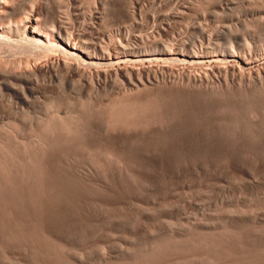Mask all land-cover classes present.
I'll return each mask as SVG.
<instances>
[{
	"label": "rangeland",
	"instance_id": "374dc122",
	"mask_svg": "<svg viewBox=\"0 0 264 264\" xmlns=\"http://www.w3.org/2000/svg\"><path fill=\"white\" fill-rule=\"evenodd\" d=\"M13 1L51 40L59 25L111 52L243 49L253 79L228 59L160 61L136 86L77 75L10 31L0 69L40 70L29 106L0 94V264H264V0Z\"/></svg>",
	"mask_w": 264,
	"mask_h": 264
},
{
	"label": "bare ground",
	"instance_id": "6f19581e",
	"mask_svg": "<svg viewBox=\"0 0 264 264\" xmlns=\"http://www.w3.org/2000/svg\"><path fill=\"white\" fill-rule=\"evenodd\" d=\"M10 1H13V0H0V46L3 47V44L4 45L5 44L8 45L9 43H11V41H12V39L10 38L11 36L9 37L10 31H11V33H12V31H15L17 33L21 32L20 34H22V35L20 36V40L14 42L15 45H18V46H15V47H18L19 51H26V52L29 51L30 53H32V52L34 53L36 50H41V49H44V48H46L47 50L53 49V50L57 51L61 55V57H59V59L61 58L62 67L65 68L66 70H69V71L74 72L76 74L79 73V75L81 73H83L84 70L86 71V69L87 70L93 69L99 75L101 74L104 77H106L107 75H110V74H114L115 78H117V82H122V83L130 84V85L131 84L135 85V84H139V83L143 84L144 81L141 80L143 74H144V76L148 75V74H150L151 71H153L152 73H155L153 67H155L156 66L155 64H158V62H160V61H163V62L167 61L165 63L162 62L163 66H166L164 64H167L168 61H170L172 63L174 61V62L177 63V61H179V60H181L182 63H184V64H185V62H190V63H193V64H200V65L203 66L204 64H206L204 62L206 60H209V62H210V60H213V61H216V62L219 61V63H217V64H220V60L222 62V59H224V60L228 59V64H226L228 66L223 65V66H226V68L224 67L225 68L224 69L225 70L224 71V75L226 77L230 73L232 76L233 75L234 76H239L241 79H245V78H249L248 75L249 74L251 75V73H252L250 71L251 73L248 72L249 74L247 75V77L244 76L243 69H242L243 67L242 66L246 67V69H247V67L251 63V60H250V58L246 57L245 54L241 55V52H242L243 49L241 50L240 53H238L235 49H232V47L229 50H223L220 53H214V54H211L214 51V49H212L213 47H210L211 50H213L212 52L207 50V51H202V53H197L195 51L193 52L192 50H191L192 51L191 52V51L187 50L184 47L177 48L175 50H169L168 46H166L167 49L165 48V46L163 48H157V46H156L155 49H152L150 51H142V49L140 50L137 47H135L136 45L131 46L128 43L127 44H123V43H120L122 41H120V42L118 41V43L112 45L113 46L112 47L113 52H111V51L108 50V46L109 45L111 46V43L109 45H106V44H104V45L101 44L100 45V44H96V43L90 42L91 40H86V39H83V38H80V39L77 38L75 40L74 39L72 40V38H71V40H70L69 36H67L69 33L67 34L66 32H64L62 30L63 28L62 27L60 28L59 25H58V29L56 31V36L54 37V39L51 40L48 37H46V36H48L46 32L44 34V30L46 28V25L41 21V18L39 17L40 13L36 12L35 10H33V8H35V7H32V9L30 11H25L24 7L20 6L23 3L22 1L19 2L20 5H18L20 7H18V6L16 7L15 6L16 2L13 5ZM9 2H10V4H8ZM16 13H18V14L25 13L26 15L24 14L25 17H24V19L21 22V24H22L21 28H19L17 26L18 24L15 23V25H14L15 29H13L12 25H11L12 20H11L10 16L13 15V14H16ZM56 20L59 21L58 18ZM5 21L6 22L10 21V22H9L8 25L3 26V22H5ZM23 21L25 23H23ZM16 43H18V44H16ZM138 44L140 45V43H138ZM140 47H142V46H140ZM145 48H147V47H145ZM109 49H111V48H109ZM15 50H17V48H15ZM39 52H42V51H39ZM80 52H81V54H80ZM243 52H245V51L243 50ZM29 54H27V55H29ZM249 54H251V53H249ZM36 55H37V53H36ZM30 56H24V57H25V59H27ZM24 57H23V59H24ZM31 57L33 58V56H31ZM251 57H252V54H251ZM30 60H28V61H30ZM238 60H240V62L243 63V65L241 67H239V65L236 63V61H238ZM9 61H10V59L8 60V62ZM25 61H27V60H24V63L26 64ZM181 61H179L180 63L179 62L178 63L182 64ZM8 62H7V65H8ZM20 62L21 61L19 60V63ZM170 62L168 64H170ZM19 63L17 64V66L19 65ZM22 63H23V61H22ZM24 63H23L24 66H26V65L28 66V63L26 65ZM223 63H225V62H223ZM0 64H2L1 61H0ZM5 64L6 63H4V66H5ZM15 65H16V63H15ZM115 65H117V68H115ZM210 65H209V67H210ZM213 65H215V64H213ZM236 65H238V66H236ZM9 66L11 68L14 65L12 66L11 64H9ZM33 66H34V69H35V64ZM19 67L21 69V66H19ZM26 68L24 67V69H26ZM211 68H213V67H211ZM217 68H218V66H217ZM221 68H223V67L221 66ZM221 68L219 67L217 69V72L219 74H220V71L222 70ZM250 68H252V67L250 66ZM9 69H6V68L5 69H0V94L3 93L2 91H7L8 93H10L14 97H16L19 101H21V103H23L26 106H29L31 98H29L27 96V93H29V94H34L35 93L34 90H32V88L28 89V87H27V84L30 83L27 80V79H29L28 78L29 70L28 71H20V70L19 71H15L14 67H13L14 71H12V68H11V70H9ZM46 69H48V68H46ZM167 69H168V67H167ZM36 70L33 71L34 74L32 73V70H31L30 71L31 75L33 74L34 76H36V74H35V73H37ZM38 70H40V68ZM207 70H209V69L204 68V72H205L204 75L205 76L208 75ZM244 71H245V69H244ZM257 71H256V75L258 76V79H260L259 82H261V83L264 82V81H262L263 78L261 79L260 73L257 72ZM262 71H264V70H262ZM30 72H29V74H30ZM55 72H57V71H55ZM225 76H224V78H225ZM110 77H111V75H110ZM144 78L145 79L147 78L146 81L149 82V77L148 76L144 77ZM185 78H186L185 81H187V83L188 82L189 83H195L197 80H202L201 77L200 78L198 77L199 78L198 79L196 76H193L192 74H189V73L185 75ZM250 78H251V76H250ZM252 79L253 78H251V80ZM36 80H37V78H36ZM255 80L256 79H254V81ZM114 83H116V82H113V84ZM254 83L256 84V82H254ZM254 83H252V84L255 85ZM37 96H35V97H37ZM4 97L5 96H3V98ZM13 99H15V98H13ZM11 100H12V98L10 99V101ZM1 102H2V99H1Z\"/></svg>",
	"mask_w": 264,
	"mask_h": 264
}]
</instances>
